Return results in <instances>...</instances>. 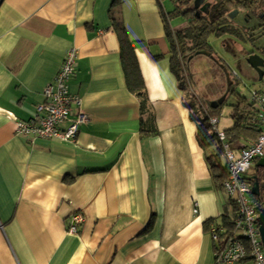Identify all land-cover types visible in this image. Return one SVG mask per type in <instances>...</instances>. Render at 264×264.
<instances>
[{"label": "crops", "instance_id": "1", "mask_svg": "<svg viewBox=\"0 0 264 264\" xmlns=\"http://www.w3.org/2000/svg\"><path fill=\"white\" fill-rule=\"evenodd\" d=\"M163 2L0 0V264H218L209 227L235 205L207 159L217 137L197 139L192 83L180 87L170 68L166 25L173 33L185 21L171 28ZM70 48L69 92L88 117L76 140L17 134L14 121L35 115ZM124 61L138 69L143 106ZM211 117L221 132L232 126Z\"/></svg>", "mask_w": 264, "mask_h": 264}, {"label": "trees", "instance_id": "2", "mask_svg": "<svg viewBox=\"0 0 264 264\" xmlns=\"http://www.w3.org/2000/svg\"><path fill=\"white\" fill-rule=\"evenodd\" d=\"M173 3L172 10L168 13V17H184L185 24L175 30L173 33L168 29L167 38L171 48L170 56V68L173 74L176 76L180 87L188 86V83H192L191 76L187 75L188 63L190 57L194 56L197 51H207L214 58L212 61L215 65L219 66L221 70H225L228 73V80L224 83V92L228 88L224 105L229 97H233V103L229 104L231 107L230 118L232 120V126L224 130L226 141L231 148H238L242 150L246 146H240V141L245 140L254 141L260 133V119L259 108L254 102H249L247 97L238 90L239 81L235 76H231V69L227 67L226 63L218 56L213 54L207 37L209 34L222 35L230 34L238 37L245 42L260 40L257 44H253V49L247 51L245 56L251 53H258L264 58V0H205L209 3L206 11H200L199 8L195 9L191 6L190 0H171ZM238 10V13L243 15L244 22L254 20L256 24L253 27H246L239 25L235 18L228 17V14L233 10ZM113 25L118 32L120 42L124 48L126 41V35L124 28L117 18L112 17ZM256 30L255 33L252 31ZM251 31V32H250ZM255 47V48H254ZM128 54H132L133 49L131 45L128 48ZM124 72L129 77V87L136 92L140 97V105L145 104L146 96L144 93V87L140 74L133 61L127 64L124 61ZM184 74L185 77H184ZM185 78V81L184 79ZM229 82V85L227 83ZM210 100H206L204 103L198 100L199 108L195 107V103H190V109L193 114V118L196 120L197 125V139L200 144L206 145L210 140L214 138V133L210 131V125L208 120L211 116H217L219 107L211 108L209 106ZM197 108V109H196ZM222 151L221 143L216 148V152L213 155L208 156V161L211 162L212 158L215 160L210 163L212 169H215L213 177L222 186L223 180L226 178L224 172L226 168L220 163V155ZM253 172L246 176L245 180L252 184V176L255 175L259 183V196H255L264 205V199L262 192L264 191V167H254ZM233 217L222 218L221 223H215L225 227V232L219 235L217 245L214 244L215 250H220V247L225 244L226 238L229 237L233 228ZM249 259H243L240 262H246Z\"/></svg>", "mask_w": 264, "mask_h": 264}, {"label": "built area", "instance_id": "3", "mask_svg": "<svg viewBox=\"0 0 264 264\" xmlns=\"http://www.w3.org/2000/svg\"><path fill=\"white\" fill-rule=\"evenodd\" d=\"M76 57L75 48L65 52L57 73L43 89V102L36 107L35 115L27 120L14 121L17 134L31 140H76L80 126L88 120L87 115L80 109V98L69 92V81L75 73ZM250 101L259 108L260 133L238 153L230 149L224 133L217 129V119L210 117L208 120L211 131L221 143L225 159L227 176L222 182V189L235 205L231 234L220 250H215L218 264H235L246 258L252 264H264V247L257 224V217L264 205L251 194V184L244 177L255 162L264 157V95L253 90ZM82 221V215H72L67 231L77 234ZM225 231L222 225H210L209 232L215 245L219 235Z\"/></svg>", "mask_w": 264, "mask_h": 264}, {"label": "rangeland", "instance_id": "4", "mask_svg": "<svg viewBox=\"0 0 264 264\" xmlns=\"http://www.w3.org/2000/svg\"><path fill=\"white\" fill-rule=\"evenodd\" d=\"M165 10L169 11L172 9V1L165 0L163 2ZM236 22L239 25H244L246 27H253L256 22L254 20H249L244 22L243 15L237 13L234 16ZM171 28H176L183 24L184 17L171 16L168 20ZM251 32V31H250ZM256 30L252 31L255 33ZM207 41L213 54L220 57L226 63L227 67L233 70L234 75L240 82L238 90L246 97H251L252 90L264 88V77L262 80H258V74L246 63L245 54L247 51L253 49V44H257L260 40L250 42H245L238 37L232 36L230 34L215 35L209 34ZM255 48V47H254ZM188 72L187 75L191 76L192 85L191 87H186V98L190 103H195V107L199 108L198 100L201 103L206 100H212L219 98L224 90L225 75L221 68L206 55L197 54L189 59ZM186 74H184L185 77ZM237 75V76H236ZM185 81V78H183ZM218 87V88H217ZM233 98L229 97L224 105H220L218 110L219 118V128H224V125L231 122L230 111L231 107L229 104L233 103ZM197 109V108H196ZM249 176V173L244 175ZM264 199V191L262 192ZM252 264L250 260L246 261L245 264Z\"/></svg>", "mask_w": 264, "mask_h": 264}, {"label": "water", "instance_id": "5", "mask_svg": "<svg viewBox=\"0 0 264 264\" xmlns=\"http://www.w3.org/2000/svg\"><path fill=\"white\" fill-rule=\"evenodd\" d=\"M193 8L197 9L199 8L200 11H206V9L209 6V3L205 2V0H192ZM238 13V10H233L228 14V17L234 18V16ZM197 54H204L211 59L214 57L207 51H197L195 55ZM246 63L258 74V80H262L264 77V58L259 55L258 53H251L246 55L245 57ZM226 79L228 80V74L226 73ZM229 85V82L227 83ZM228 88L226 91L217 99L212 100L209 102V106L211 108H217L218 106L222 105L224 103V100L227 95ZM254 167H264V157L260 158L258 161L255 162ZM252 184H251V194L254 196H259V183L256 179V176H252ZM257 224H258V230L260 234V239L262 242V245L264 247V207L261 209L259 216L257 217Z\"/></svg>", "mask_w": 264, "mask_h": 264}, {"label": "flooded vegetation", "instance_id": "6", "mask_svg": "<svg viewBox=\"0 0 264 264\" xmlns=\"http://www.w3.org/2000/svg\"><path fill=\"white\" fill-rule=\"evenodd\" d=\"M190 4L191 6L193 7V4H192V0H190ZM202 5V4H201ZM201 5L199 6V8L201 7ZM200 10V9H199Z\"/></svg>", "mask_w": 264, "mask_h": 264}]
</instances>
